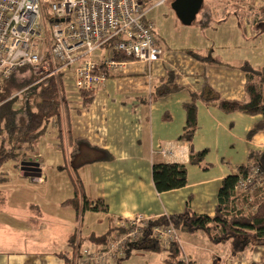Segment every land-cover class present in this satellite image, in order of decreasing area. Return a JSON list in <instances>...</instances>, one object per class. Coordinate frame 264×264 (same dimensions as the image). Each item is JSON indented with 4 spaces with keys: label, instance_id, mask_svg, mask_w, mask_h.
Segmentation results:
<instances>
[{
    "label": "crops",
    "instance_id": "obj_1",
    "mask_svg": "<svg viewBox=\"0 0 264 264\" xmlns=\"http://www.w3.org/2000/svg\"><path fill=\"white\" fill-rule=\"evenodd\" d=\"M236 1L222 0L227 8ZM248 1L246 9L248 5L264 8L258 4L261 0ZM208 2L205 16L216 15L217 25L227 24L233 16L234 24L238 25L239 20L245 25L248 36L256 34L246 9L241 16L234 13L228 17L224 6L215 10L213 1ZM217 25L204 28L215 32ZM154 33L164 48L162 57L152 63L126 62L121 72L109 75L104 85L95 90L89 106H82L81 95L72 83L64 85L69 101L64 124L69 133L62 137L57 134L55 139L51 136L53 152L64 149L67 156L70 135L107 149L113 156L111 160L74 170L71 166L58 167L53 161H47L44 167L39 153L28 159L39 162L41 175L36 178L24 175L21 163L4 168L5 179L0 181V264H68L59 253L70 249L74 235L83 241V237L113 229V236L121 230L122 220L140 213L152 219L169 217L183 212L189 203L194 212L213 215L223 179L249 163L252 148H264V131L249 135L258 117L240 111L223 112L217 102L206 101L202 96L206 83L223 99L244 98L246 75L240 69L242 62L220 64L209 60L210 43L179 46L170 42L168 32L166 38H160L155 29ZM93 57L98 58L95 53ZM169 75H173L170 86L175 84L176 88L166 96L154 98L155 88ZM193 98L198 106L194 146L197 150L208 149L203 165L191 162L189 143L181 138L187 122L185 104ZM45 137L43 140H47V134ZM169 147L170 151L164 154L161 149ZM157 162L185 164L187 185L159 192L152 174ZM75 195L102 199L109 210H86L78 216L72 206L61 204ZM180 238L187 245L185 253L191 264H264L261 244H252L237 253L230 241L214 243L203 231L180 232ZM169 252L132 247L120 262L110 264H130L138 254L179 264Z\"/></svg>",
    "mask_w": 264,
    "mask_h": 264
},
{
    "label": "trees",
    "instance_id": "obj_2",
    "mask_svg": "<svg viewBox=\"0 0 264 264\" xmlns=\"http://www.w3.org/2000/svg\"><path fill=\"white\" fill-rule=\"evenodd\" d=\"M150 1L141 0L144 6ZM242 8L243 6L239 7L237 5V8L233 11H238L234 13L241 16L245 11ZM246 10V16L251 19L252 25L264 26V8L255 9L254 6L249 5ZM234 13L227 12L226 15ZM211 20H213V17H207L203 13L202 26H212ZM115 58L124 59L125 57L118 53ZM240 69L246 75L244 98L223 99L206 83L202 96L206 101L217 102L219 109L223 112L240 111L258 117L249 132V135L252 136L256 132L264 131V66L256 68L246 62L240 65ZM19 72L25 74L20 77L13 74L8 79L0 82V181L5 179L4 166L6 162L10 160L15 162L28 160L31 150L37 146L51 127L56 128L59 137H62L65 132L69 133L64 124V116L69 101L64 94L62 73L37 77L28 67L21 68ZM27 72L30 73L29 76ZM172 78L173 75H169L155 88L154 98L166 96L176 88L175 84L170 86L173 82ZM19 92H21L20 95L17 94ZM205 92L208 94H205ZM95 93V90H82L80 92L83 107H87L93 102ZM21 97H24L23 113L20 112L22 109L17 106L19 100H22ZM197 107L196 98L185 104L187 122L181 138L189 143L191 162L203 165L208 149L197 150L194 146V137L198 129ZM68 146L69 153L67 157L71 168L74 170H78L85 164L111 160L113 157L107 149L92 144L83 138H73L68 135ZM88 153H92V155ZM249 158V163L240 166L238 173L230 174L223 179L213 215L196 213L187 203L185 210L181 213L153 219L145 229L143 240L130 246V250L132 247L169 250V256L177 263L183 264L182 248L179 244H172L170 247L165 248L153 236L152 227L155 224L168 223L174 224L179 232L195 233L203 231L214 243L230 241L233 250L237 253L244 251L252 244L264 245V203L258 204L255 211L249 213L234 212L230 207L239 174L243 173L246 167L254 161L260 162L264 169V148H252ZM152 174L154 184L159 192L182 188L188 182L187 166L183 163H154ZM61 204L72 206L78 216H81L86 210L105 212L109 210L108 205L102 199L89 200L86 196L79 197L75 195L66 198ZM112 230L110 229L102 235L91 234L87 238L83 237V241L78 235H74L69 242L70 249L67 252H60L59 255L65 258L68 264H80L79 257L81 256V249L84 247L83 243L88 241V243H95L103 248L112 237Z\"/></svg>",
    "mask_w": 264,
    "mask_h": 264
},
{
    "label": "built area",
    "instance_id": "obj_3",
    "mask_svg": "<svg viewBox=\"0 0 264 264\" xmlns=\"http://www.w3.org/2000/svg\"><path fill=\"white\" fill-rule=\"evenodd\" d=\"M149 11L141 0H0V82L28 67L37 77L62 73L63 85L72 83L80 93L103 86L128 61H157L164 48L156 39ZM98 50L103 54L94 58ZM118 53L125 58L116 59ZM170 149L161 150L166 154ZM251 203H264V169L258 161L239 174L231 206L245 211ZM152 220L142 213L122 220L121 230L105 247L95 243L82 247L79 263L110 264L121 259L143 239ZM152 229L162 246L176 242L182 247L172 223ZM183 264L191 263L185 257Z\"/></svg>",
    "mask_w": 264,
    "mask_h": 264
},
{
    "label": "rangeland",
    "instance_id": "obj_4",
    "mask_svg": "<svg viewBox=\"0 0 264 264\" xmlns=\"http://www.w3.org/2000/svg\"><path fill=\"white\" fill-rule=\"evenodd\" d=\"M159 1L160 0H151L149 3H147L145 8L150 9L147 16L154 22L155 31L157 35L160 36V38L161 37L166 38L165 34L166 32H168L169 35L171 36L170 42H176L175 44L179 46L191 47V46H194L195 44H200L201 46H203L204 44L210 43L209 45L211 49L209 52L212 54L208 55L209 60L211 58V61H214L220 64L222 63L236 64V62L239 61V62H242V64L249 62L254 67L264 66V26L263 25L259 27L253 25L254 31L256 32V34L254 36H248L245 25L242 22H240L237 19L238 25L234 24V21L236 20L235 19L233 20V18L235 17L232 16L231 18L230 17L231 15H229L228 17H230V19L228 20V23L224 24L223 26H220L219 24L217 25L215 23L217 20L216 15H215L213 17L214 19L211 20L212 21L211 24L215 26L217 25L219 27L217 28V31L214 30L215 32H210L209 28H208L209 30L207 31L206 30L207 28L205 29L203 26H201L203 13L205 9L207 8V5H209V2H208L209 0H204L203 6L201 10L199 11V13L197 14L196 19L190 25L183 24L181 20L177 17L174 9L172 8L173 0H167L164 4L158 5L157 3ZM212 1H213L215 10L216 9L222 10V6H224L223 10H225V12L227 11L228 13L238 12V11H233L235 9V8L233 9V7L237 5L239 7L243 6L244 8H242V10L246 9L247 7L246 1L249 2L248 0H245V2L244 0L243 1L238 0L236 1V3L235 2L233 3L232 7L230 6L227 8V6L223 4L222 0H212ZM259 2L260 3L258 4H260L261 6H264L262 0ZM48 28H50V24L48 25ZM102 54H103V50H98L97 52H95V56L97 57L101 56ZM18 72L19 71L15 73V75H17L18 77H20L21 75L23 76L25 74V73H21V72L18 73ZM27 75L29 76L30 73L27 72ZM17 94L20 95V92ZM21 99L22 100H19V105L21 106V107L19 106V108L22 109L20 112L23 113L22 105H23L24 97H21ZM46 134H47V140H43L44 138H42L38 142L37 146L31 150L29 158H34L37 154L41 153L42 157L40 160H41V163L44 164V167H47V164H48L47 161L49 163H52L53 161V163L57 164L58 167H64L68 169V167H70V163H69L68 157L66 156V152L64 153L63 151L64 149L63 150L61 149L57 152H53V149L51 148V145H50L51 143H49L52 137L55 139V136H57L56 128L51 127L50 131L47 132ZM41 143L43 144L41 145ZM24 160H21L20 162L17 161L19 162L17 165L19 166V164ZM14 163L15 161L10 160L6 162L4 168L6 169L8 167L12 168ZM65 173L66 172H64V174ZM66 177L67 175L65 174V178ZM258 204L260 203H251V204L246 205L247 209L245 211L239 210L236 207V205L231 206L230 204V207L231 209L232 207L235 208L237 212L243 211L244 213H249V212L255 211V208L257 207ZM236 210H234V212H236ZM18 237L19 236L16 235V239H18ZM92 244L94 243H87L86 246H89ZM168 244L169 245L167 247L165 246L164 247L168 248L170 247V245L177 244V243L171 242ZM182 244L183 245L181 247L182 248L181 257L182 258L186 257L188 259V256L185 253V248H187V245H185L184 242ZM129 250L130 248L127 250V254L122 258H125L128 255ZM163 254L165 253L162 252V255ZM132 255H136V252H133ZM130 264H166V263L164 262L162 257H158V256L154 257V256H151L150 254H138L137 256H135V258Z\"/></svg>",
    "mask_w": 264,
    "mask_h": 264
},
{
    "label": "water",
    "instance_id": "obj_5",
    "mask_svg": "<svg viewBox=\"0 0 264 264\" xmlns=\"http://www.w3.org/2000/svg\"><path fill=\"white\" fill-rule=\"evenodd\" d=\"M203 3L204 0H173L172 8L183 24L190 25L196 19ZM21 169L24 175L29 177L36 178L41 175V168L37 161L24 160L21 162Z\"/></svg>",
    "mask_w": 264,
    "mask_h": 264
}]
</instances>
